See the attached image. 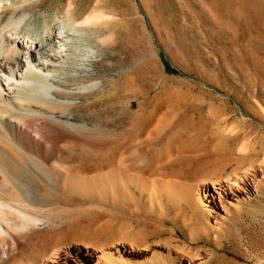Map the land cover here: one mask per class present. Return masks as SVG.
<instances>
[{"label": "rangeland", "instance_id": "374dc122", "mask_svg": "<svg viewBox=\"0 0 264 264\" xmlns=\"http://www.w3.org/2000/svg\"><path fill=\"white\" fill-rule=\"evenodd\" d=\"M65 1L43 0L42 5L57 10ZM72 1L79 13L99 5L115 15L112 42L102 49L98 65L112 84L104 101L78 116L86 127L50 126L53 139L74 140L68 148L60 147L55 161L69 172L90 175L107 170V147L116 136L115 109L124 96L141 102L146 116L159 97L175 93L182 107L172 132L180 133L186 150L173 169L180 179L195 185L261 165L264 0ZM127 79L132 81L128 86ZM127 121L123 116L120 123ZM140 126L136 123L130 130V137L140 142L126 153L134 169L147 167L171 135L167 130L146 140ZM242 143L248 144L246 149H241ZM131 191L134 200L51 188L37 208L45 216L43 223L26 228L17 222L14 250L9 253L0 243V264L19 258L31 261V254H22V244L42 255L68 244L126 242L117 233L122 229L140 243L136 254L128 257L129 264H186L185 257H194L197 264H255L264 257V181L222 221L209 218L210 226L184 204L146 211Z\"/></svg>", "mask_w": 264, "mask_h": 264}, {"label": "bare ground", "instance_id": "6f19581e", "mask_svg": "<svg viewBox=\"0 0 264 264\" xmlns=\"http://www.w3.org/2000/svg\"><path fill=\"white\" fill-rule=\"evenodd\" d=\"M42 1L0 0V243L8 246L9 253L19 231L17 222L27 228L45 220L37 208L51 188L134 200L133 188L146 211L184 204L208 226L209 218L214 223L222 221L258 191L264 181V158L249 170L210 177L195 185L178 177L173 169L186 150L180 133L172 132L182 107L175 93L159 97L146 116L141 102L135 104L134 96H124V103L115 109L116 136L107 147V170L90 175L69 172L55 161L53 155L60 156V147L68 148L74 140L71 136L64 142L53 139L50 126L81 130L87 124L78 116L108 97L112 79L104 78L98 65L102 49L112 42L116 18L99 5L79 13L72 0L57 10L43 7ZM131 83L125 81L126 86ZM110 97L107 100L112 103ZM123 116L128 119L124 126L120 123ZM136 123L141 124L146 140L171 132L167 145L140 169H134L126 155L141 140L130 137ZM247 146L242 143L241 149ZM202 231L207 232V227L203 225ZM118 232L126 242L68 244L42 255L32 254L22 244V254H31V261L19 258L9 264H129L128 257L136 254L140 243L126 236L124 229ZM185 260L197 264L194 257ZM262 263L264 257L256 262Z\"/></svg>", "mask_w": 264, "mask_h": 264}, {"label": "water", "instance_id": "95a60500", "mask_svg": "<svg viewBox=\"0 0 264 264\" xmlns=\"http://www.w3.org/2000/svg\"><path fill=\"white\" fill-rule=\"evenodd\" d=\"M256 264V263H255Z\"/></svg>", "mask_w": 264, "mask_h": 264}]
</instances>
